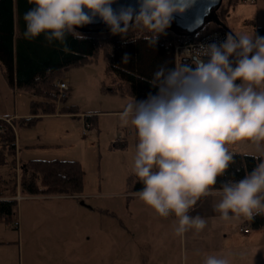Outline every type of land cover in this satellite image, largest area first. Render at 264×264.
Returning a JSON list of instances; mask_svg holds the SVG:
<instances>
[{
	"label": "clouds",
	"instance_id": "9594fccd",
	"mask_svg": "<svg viewBox=\"0 0 264 264\" xmlns=\"http://www.w3.org/2000/svg\"><path fill=\"white\" fill-rule=\"evenodd\" d=\"M28 2L33 7L23 16V38L43 35L66 54L72 51L67 37L86 39L76 29L97 17L113 35L132 31L154 45L173 15L191 4L136 0L135 7L113 8L116 0ZM186 54L190 63L179 60L173 69L161 66L150 81L156 93L140 101L133 98L119 114L121 123L130 122L138 137L132 172L143 187L136 194L159 217L174 215V234L181 238L206 227L205 218L188 215L202 197H220L214 209L222 221L264 214V159L243 179L212 187L233 163L234 152L226 145L249 141L259 149L264 143V37L229 33L220 44H202ZM204 264L230 261L208 255Z\"/></svg>",
	"mask_w": 264,
	"mask_h": 264
},
{
	"label": "rangeland",
	"instance_id": "374dc122",
	"mask_svg": "<svg viewBox=\"0 0 264 264\" xmlns=\"http://www.w3.org/2000/svg\"><path fill=\"white\" fill-rule=\"evenodd\" d=\"M217 16L234 36L255 34V27L264 28V0H223ZM106 35L113 34L109 31ZM62 76L68 78L67 90L55 104L56 116L43 117L29 128L15 126V159L20 163L29 159L77 161L82 168L86 195L82 201L85 206H95L96 219L88 218L89 213H80L77 218L67 205L45 201L36 209L39 224L18 228L20 212L23 218L25 204L29 202L25 199L16 205L10 222L0 221V264H138L139 237L122 230L118 218L102 213L114 211L121 217L127 212L124 195L134 184L132 168L138 137L130 122L127 126L121 123L119 114L131 99L108 91L113 76L103 53L90 64L64 68ZM41 100L25 89H10L0 71V119L29 115L30 102ZM72 106L77 113L93 112L96 127H88L83 135L75 117L59 113L61 107ZM244 144L240 141L226 146L238 149L240 154L264 159V143L259 149L252 143L241 148ZM26 145L43 146L29 149ZM13 172L8 157L7 163L0 166V177L7 181L15 177ZM17 193L24 196L18 186L14 196ZM67 224L75 228H67ZM109 224L113 228H105ZM245 226L250 229L248 224ZM122 242L134 245L126 251Z\"/></svg>",
	"mask_w": 264,
	"mask_h": 264
},
{
	"label": "trees",
	"instance_id": "16d2710c",
	"mask_svg": "<svg viewBox=\"0 0 264 264\" xmlns=\"http://www.w3.org/2000/svg\"><path fill=\"white\" fill-rule=\"evenodd\" d=\"M31 7L33 5L28 0H0L2 77L10 89H25L34 96L42 98L41 101L30 102V117L11 119V125L5 124L0 119V166L6 164L9 157L15 176L7 181L0 177V221L5 223L10 222L15 215L16 200L11 197L16 194L17 186L27 196H77L83 193V173L77 161L30 159L20 163L15 159V126L29 128L36 124L41 115L55 114L56 102L61 101L65 96V91L61 92L57 88V82L63 77L64 68L90 64L96 61L100 53H103L113 76L112 86L108 90L110 94L140 101L146 99L149 93L153 95L156 93L157 89L150 81L161 66L167 69L175 67L174 47L191 38L165 30L159 34L155 44L150 46L147 40L142 37L137 38L138 34L132 31L126 36H107L109 31H93L96 33L93 34L92 31L76 29L86 39L77 40L69 35L67 43L72 51L66 54L61 51L62 46L58 42L48 44L43 35L31 41L23 38L25 31L23 16ZM216 14L218 15V11ZM213 31L228 34L221 27L208 22L196 33V37ZM255 35L264 37V28L255 27ZM125 57H127L126 62ZM59 113L77 112L76 107L72 106L61 107ZM86 118L89 127L96 126L92 116ZM121 147L124 148L125 145L122 144ZM260 162L259 156L234 153L233 163L223 175L217 177V182L212 187L221 189L225 182L243 179ZM133 179L131 190L137 193L142 189L143 184L136 176ZM201 200L202 198L196 205ZM249 224L252 229L262 232L264 261V214L255 215L249 220Z\"/></svg>",
	"mask_w": 264,
	"mask_h": 264
},
{
	"label": "crops",
	"instance_id": "0c3cea01",
	"mask_svg": "<svg viewBox=\"0 0 264 264\" xmlns=\"http://www.w3.org/2000/svg\"><path fill=\"white\" fill-rule=\"evenodd\" d=\"M61 79L68 80L67 77H62ZM92 113H66L64 115L75 117L80 129H82L84 125L82 120L85 124H89L86 116H92V119L95 120L96 115H92ZM19 116L29 115H15L9 118L17 120ZM53 116H56V114L41 115L39 118ZM128 134L130 135L131 132L129 131ZM245 143L241 148L248 146L251 142L245 141ZM26 146L30 149L42 147L43 145ZM230 151L239 153L238 149H230ZM128 192L124 195L127 197V202L124 204L126 213H123L121 217L114 211H102V213L106 216L118 218L119 226L122 230L127 234L131 232L133 237H139L140 240L136 243V248L139 249L137 252L138 264H204L208 255L226 256L229 258L230 264H264L263 235L261 230L252 229L249 220L244 218L231 221L219 219V214L214 209L215 205L220 201L219 196L202 197L200 203L189 210V216L195 217L199 215L206 219L207 224L199 233H196L195 230H189L181 238L174 234V226L177 221L174 215H170L167 218L159 217L153 209L139 199L136 192L131 189ZM85 196L83 193L77 196H27L25 194L20 196V193H17V196L11 197V199L17 201L16 205L18 203L21 204L25 199L29 201L25 204L23 218L20 212L18 228H21L22 225L24 228H33L36 224H39L36 209L40 204H44L45 201H53L60 206L67 205L77 218H80L82 213H87L86 215L89 213L88 218L92 216L93 219H96L95 206H85L82 201ZM16 197H19V199H16ZM245 224L249 225L251 231L249 229L247 233L243 232L246 227ZM66 226L67 228H75L69 224ZM105 228H113V226L109 224ZM121 245L122 249L127 251L134 244L122 242Z\"/></svg>",
	"mask_w": 264,
	"mask_h": 264
},
{
	"label": "water",
	"instance_id": "95a60500",
	"mask_svg": "<svg viewBox=\"0 0 264 264\" xmlns=\"http://www.w3.org/2000/svg\"><path fill=\"white\" fill-rule=\"evenodd\" d=\"M222 0H191L190 6L179 14H174L170 26L165 30L176 35L193 36L199 32L205 23H213L221 27L226 33H231L228 27L219 19L216 10L221 6ZM136 6V0H116L113 8L120 6ZM81 31H110L109 27L98 17L96 22L77 28ZM232 34V33H231ZM190 62L188 58H182L181 62Z\"/></svg>",
	"mask_w": 264,
	"mask_h": 264
},
{
	"label": "built area",
	"instance_id": "2783aa9c",
	"mask_svg": "<svg viewBox=\"0 0 264 264\" xmlns=\"http://www.w3.org/2000/svg\"><path fill=\"white\" fill-rule=\"evenodd\" d=\"M244 3H255L257 0H240ZM226 39V35L220 31H213L210 33H206L200 37H196V34L191 36V38L186 41L185 43L179 44L174 47L173 50V57L175 64L179 60L181 61L182 58H188L186 55L187 51H190L192 49L198 48L200 45H208L211 43L220 44ZM57 88L59 91L63 92L67 90V80L61 79L57 82ZM5 124L11 125V119L10 118H4L2 119ZM89 127V124H84L82 127V134L85 135L87 133V128ZM1 131V130H0ZM18 199V198H17ZM244 233L248 232V228L245 227L243 229Z\"/></svg>",
	"mask_w": 264,
	"mask_h": 264
},
{
	"label": "flooded vegetation",
	"instance_id": "af4514ba",
	"mask_svg": "<svg viewBox=\"0 0 264 264\" xmlns=\"http://www.w3.org/2000/svg\"><path fill=\"white\" fill-rule=\"evenodd\" d=\"M222 2H223V0H222ZM220 7H221V6H220ZM220 7H219V8H220ZM219 8H218L216 11H218V10H219Z\"/></svg>",
	"mask_w": 264,
	"mask_h": 264
}]
</instances>
